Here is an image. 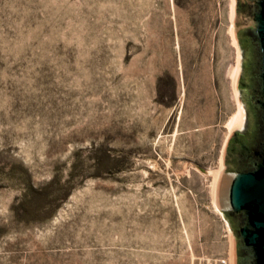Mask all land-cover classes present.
<instances>
[{"label": "rangeland", "instance_id": "rangeland-1", "mask_svg": "<svg viewBox=\"0 0 264 264\" xmlns=\"http://www.w3.org/2000/svg\"><path fill=\"white\" fill-rule=\"evenodd\" d=\"M230 4L0 0V264H229Z\"/></svg>", "mask_w": 264, "mask_h": 264}, {"label": "water", "instance_id": "water-1", "mask_svg": "<svg viewBox=\"0 0 264 264\" xmlns=\"http://www.w3.org/2000/svg\"><path fill=\"white\" fill-rule=\"evenodd\" d=\"M237 112L226 124L211 202L228 227L229 264H264V0H230Z\"/></svg>", "mask_w": 264, "mask_h": 264}]
</instances>
